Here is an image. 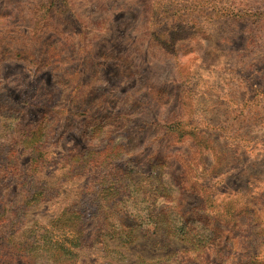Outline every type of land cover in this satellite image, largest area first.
Listing matches in <instances>:
<instances>
[{"label": "rangeland", "instance_id": "374dc122", "mask_svg": "<svg viewBox=\"0 0 264 264\" xmlns=\"http://www.w3.org/2000/svg\"><path fill=\"white\" fill-rule=\"evenodd\" d=\"M41 188L20 264H264V0H0V201Z\"/></svg>", "mask_w": 264, "mask_h": 264}, {"label": "trees", "instance_id": "16d2710c", "mask_svg": "<svg viewBox=\"0 0 264 264\" xmlns=\"http://www.w3.org/2000/svg\"><path fill=\"white\" fill-rule=\"evenodd\" d=\"M37 134H33L32 139L36 138ZM47 162V160H44V156L42 155H38L37 157L34 156L33 161H32V168L30 170L32 171H28V175L26 176H21V178L19 179L20 181V186L23 187L24 189H26L29 193H31L32 189L36 190V187H33L32 184H34L35 182V176L37 174H39L42 171V168L44 167V162ZM78 161H81V158H78ZM16 172H18V170H16ZM32 172L33 175H29ZM10 186V185H9ZM9 189L6 188V190ZM51 198V194L50 192H48L47 190L41 188L38 189L33 195L28 196L27 198H25L28 202H25L21 205V207H23L25 210H21L20 209V204H18V207H14L13 205L11 206L12 203H10L9 205H5V203L7 202V200L5 201H0V256H3V258H1L0 260L4 261L9 258L11 260L10 263L15 262V263H21L22 260L24 259L22 256L23 253H30L31 250L26 251V247L24 246L25 244V240H21L20 238H18V236L16 235L15 232H13V229H6L8 226V223H12L15 221H19L20 219L18 218V213H23V215L21 216L22 222L21 225L27 228H31V226L26 225V214H27V210H26V205L29 202H33L35 203V205H40L41 203H45L47 201H49ZM25 200V201H26ZM17 212H15V211ZM14 216V217H13ZM62 227V228H69L73 231H75V234H73V238L72 241L68 242L70 244V247H66L65 244H57L56 242H54V238L51 235L52 233L50 231H48L47 228H42L43 230H45V233L42 234V245L39 244V241L35 242V246H33V248H36V246L40 247V248H48L53 250L57 255H59L60 257H65L66 259H68V257L71 261H74V258L77 257V254L75 252V248L78 247L77 243H79L82 240V237L85 236V231H84V220L83 217L80 215H70L68 217H65V213L63 215L60 216L59 219L56 220V223H53L52 225V230H56L58 227ZM18 241V242H17ZM12 244L14 245L12 247V249H7L5 248V244ZM54 243V244H53ZM15 251V252H13ZM6 258V259H5ZM9 260V261H10ZM3 261V262H4ZM1 264H5V263H1Z\"/></svg>", "mask_w": 264, "mask_h": 264}]
</instances>
